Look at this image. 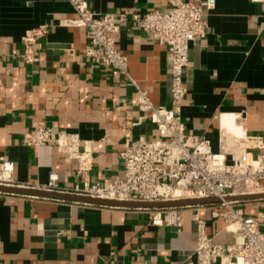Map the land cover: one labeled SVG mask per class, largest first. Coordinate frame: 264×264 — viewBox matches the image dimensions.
Returning <instances> with one entry per match:
<instances>
[{"label":"crops","instance_id":"crops-1","mask_svg":"<svg viewBox=\"0 0 264 264\" xmlns=\"http://www.w3.org/2000/svg\"><path fill=\"white\" fill-rule=\"evenodd\" d=\"M86 1L98 15L145 14L169 5L168 0ZM73 15L67 0H0V162L12 161L14 178L29 187L45 185L52 173L64 187L84 180L76 159L52 146L35 150L23 144L24 134L38 125L90 141L87 178L101 185L122 177L127 133L134 139L158 136L150 120L138 123L131 82L83 55L86 29L61 24ZM205 19L207 34L191 45L184 70L188 94L182 120L188 133L209 139L216 153L226 150L232 162L243 134L264 141V0H216ZM40 25H47V34L34 61L25 63L22 37ZM114 37L138 85L156 105L168 104V49L131 24ZM261 153L264 149L250 151L249 162ZM197 211L215 242L234 241L224 220L214 219L209 208ZM192 212L185 213L179 232L152 225L149 212L140 208L0 192V264H187L195 259ZM243 212L264 213V198L248 201Z\"/></svg>","mask_w":264,"mask_h":264},{"label":"built area","instance_id":"built-area-1","mask_svg":"<svg viewBox=\"0 0 264 264\" xmlns=\"http://www.w3.org/2000/svg\"><path fill=\"white\" fill-rule=\"evenodd\" d=\"M67 1L72 5L74 15L62 20L61 24L86 29L88 43L82 50L83 55L93 62H102L131 82L141 113L138 123L150 120L156 126L158 136L134 139L127 133L121 152L123 175L101 185L87 178L92 168L90 141H83L76 133H55L52 127L38 125L24 134L23 144L35 150L52 146L62 155L76 159L77 173L84 175L83 182L64 187L60 185L58 175L52 173L45 185L29 187L16 181L15 165L6 160L0 162V186L118 201L220 198L222 201L216 204L140 209L149 212L152 225L170 226L179 232L184 225L185 213L193 211L191 220L196 245L192 255L195 259L191 258L187 264H264V213L246 216L243 207L250 200L225 201L230 196L264 193V153L259 154L254 163L248 160L250 151L264 149L263 139L240 136L241 150L237 155L233 154L232 162H229L226 150L214 152L211 141L188 133L182 120V107L188 94L184 70L189 64L191 45L206 36L205 15L215 7L216 0H168L166 9H154L145 14L125 10L104 15L92 12L86 0ZM124 24L150 34L168 49L171 77L168 104L156 105L132 77L129 59L117 47L114 37ZM46 34L47 25L26 31L22 37L24 51L20 55L25 63L34 61L39 42ZM206 208L211 210L214 219L224 220L225 229L233 235L232 243H217L208 235L206 220L198 211L194 212Z\"/></svg>","mask_w":264,"mask_h":264},{"label":"water","instance_id":"water-1","mask_svg":"<svg viewBox=\"0 0 264 264\" xmlns=\"http://www.w3.org/2000/svg\"><path fill=\"white\" fill-rule=\"evenodd\" d=\"M0 192L29 193V194L41 195L45 197H52L56 199L82 202L86 204L110 206V207H123V208H166V207H177V206H188V205L216 204L222 201V199L220 198L186 199V200L160 201V202L118 201V200L95 199L87 196L75 195L70 193H58V192L44 191V190L31 189V188L7 187V186H0ZM262 198H264V193L230 196L225 198V201H247V200L262 199Z\"/></svg>","mask_w":264,"mask_h":264}]
</instances>
